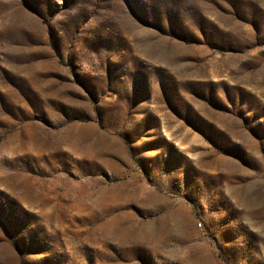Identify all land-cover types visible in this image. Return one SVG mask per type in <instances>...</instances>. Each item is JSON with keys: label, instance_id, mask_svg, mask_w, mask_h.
<instances>
[{"label": "rangeland", "instance_id": "374dc122", "mask_svg": "<svg viewBox=\"0 0 264 264\" xmlns=\"http://www.w3.org/2000/svg\"><path fill=\"white\" fill-rule=\"evenodd\" d=\"M0 264H264V0H0Z\"/></svg>", "mask_w": 264, "mask_h": 264}]
</instances>
